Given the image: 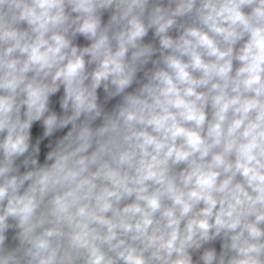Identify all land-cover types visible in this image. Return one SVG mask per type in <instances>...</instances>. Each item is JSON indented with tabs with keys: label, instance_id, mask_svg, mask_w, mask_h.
Instances as JSON below:
<instances>
[{
	"label": "clouds",
	"instance_id": "1",
	"mask_svg": "<svg viewBox=\"0 0 264 264\" xmlns=\"http://www.w3.org/2000/svg\"><path fill=\"white\" fill-rule=\"evenodd\" d=\"M0 264H264V0H0Z\"/></svg>",
	"mask_w": 264,
	"mask_h": 264
}]
</instances>
